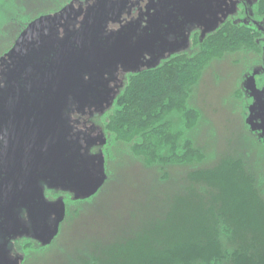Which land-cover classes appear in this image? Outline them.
I'll return each instance as SVG.
<instances>
[{
    "label": "trees",
    "instance_id": "1",
    "mask_svg": "<svg viewBox=\"0 0 264 264\" xmlns=\"http://www.w3.org/2000/svg\"><path fill=\"white\" fill-rule=\"evenodd\" d=\"M217 50L208 48V59ZM208 59L180 58L131 75L115 100L127 110L112 127L125 136L126 154L154 172L157 190L167 187L156 207L147 201L125 224L115 221L117 233L77 242L72 256L62 250L64 264H264V136L251 130L243 106V127L256 137L242 131L238 143L210 151L199 142L197 129L210 122L194 97Z\"/></svg>",
    "mask_w": 264,
    "mask_h": 264
},
{
    "label": "flooded vegetation",
    "instance_id": "2",
    "mask_svg": "<svg viewBox=\"0 0 264 264\" xmlns=\"http://www.w3.org/2000/svg\"><path fill=\"white\" fill-rule=\"evenodd\" d=\"M67 5L72 7L63 12ZM90 9L104 46L118 45L124 49L118 53L117 62L104 69L84 72L83 84L68 95L60 108L64 140L81 147L92 170H96L97 162L104 161L109 175L113 164L126 157L125 136L120 132L118 135L112 119L118 111L127 110L125 106L115 105V100L131 75L165 63L171 65L180 58L183 62L196 55L208 59V48L215 46L219 50L223 36L230 32L229 46L215 51L209 62L204 63L202 78L215 66L211 76L219 81L230 80L227 92L233 99L232 106L235 109L246 106L247 114L256 93L264 98V0H67L55 8L60 18L52 37L61 40L79 29ZM14 44L15 41L9 50ZM19 56L20 53L8 57L0 65V85ZM83 86L89 88L85 99L78 96ZM121 118L123 129L125 115ZM1 175L0 163V178ZM40 184L45 199L58 202L57 210L47 218L32 216L41 222L37 226L28 209L19 207L20 220L29 228L12 238L0 227V244L7 242V256L18 264H31L42 254L47 245L42 237L47 225H55L60 215L59 203L64 202L65 216L57 235L68 222L69 213L73 222L78 206L91 202V196L80 197L78 191L67 186L52 187L45 178Z\"/></svg>",
    "mask_w": 264,
    "mask_h": 264
},
{
    "label": "water",
    "instance_id": "3",
    "mask_svg": "<svg viewBox=\"0 0 264 264\" xmlns=\"http://www.w3.org/2000/svg\"><path fill=\"white\" fill-rule=\"evenodd\" d=\"M93 15L90 9L79 29L58 40L52 31L60 15L42 14L28 23L6 53L7 57L20 53L0 85V139L4 140H0V227L9 238L29 228L20 220L19 207L39 218L57 210L58 202L45 199L42 178L50 180L52 187L76 190L80 197L96 194L106 180L104 161L92 170L81 147L64 140L60 112L68 95L83 84L84 72L104 69L117 62L118 53L124 51L118 45L104 46ZM5 60L4 55L0 65ZM88 89L83 86L78 96L87 98ZM256 95L246 122L264 136V98ZM59 204L60 215L54 226L47 225L43 242L49 243L59 231L65 216L64 202ZM34 221L37 226L41 223ZM6 244H0V264H18L8 258Z\"/></svg>",
    "mask_w": 264,
    "mask_h": 264
},
{
    "label": "rangeland",
    "instance_id": "4",
    "mask_svg": "<svg viewBox=\"0 0 264 264\" xmlns=\"http://www.w3.org/2000/svg\"><path fill=\"white\" fill-rule=\"evenodd\" d=\"M64 1L67 0H0V57L5 55L6 59L8 58L6 52L28 23L42 14H55L54 8L58 6L56 2L61 4ZM29 18L33 19L29 21ZM3 19L4 22L1 24ZM26 22L22 28V24ZM213 69L205 72L196 88L195 99L193 98L194 104L203 109L204 116L210 122L200 126L196 131L199 142L202 145H209V151L216 146L218 150L223 149L230 140L238 143L240 134L245 131L240 110L233 108L227 92L230 80H215L211 76ZM244 134L256 137V134L250 131H245ZM105 164L106 162L104 170L107 177L100 188H104L102 192L93 202L83 204L81 211L80 205L78 206L75 213L77 217L73 222L69 213L68 222L64 228L62 226L61 233L47 243L42 254L37 255L31 264H64L65 258L60 254L62 250L65 249L67 256H72L74 245L81 244L90 237L107 238L116 231L115 228L112 230L115 221L126 220L123 223L125 224L147 201L152 205L149 207H156L159 191L164 190L167 184L160 185L157 190L152 170H148L130 155L114 163L109 175ZM178 170L179 168L173 172L176 173Z\"/></svg>",
    "mask_w": 264,
    "mask_h": 264
}]
</instances>
